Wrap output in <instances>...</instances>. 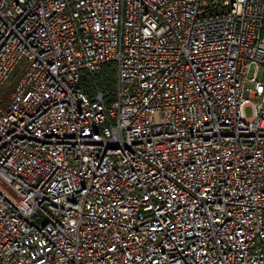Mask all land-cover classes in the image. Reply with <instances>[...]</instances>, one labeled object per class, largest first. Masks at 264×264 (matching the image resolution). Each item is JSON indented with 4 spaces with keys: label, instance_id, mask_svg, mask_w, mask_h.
Listing matches in <instances>:
<instances>
[{
    "label": "built area",
    "instance_id": "1",
    "mask_svg": "<svg viewBox=\"0 0 264 264\" xmlns=\"http://www.w3.org/2000/svg\"><path fill=\"white\" fill-rule=\"evenodd\" d=\"M22 57L0 264H264V0H0Z\"/></svg>",
    "mask_w": 264,
    "mask_h": 264
},
{
    "label": "trees",
    "instance_id": "2",
    "mask_svg": "<svg viewBox=\"0 0 264 264\" xmlns=\"http://www.w3.org/2000/svg\"><path fill=\"white\" fill-rule=\"evenodd\" d=\"M109 67V64L103 65L93 74H84L80 82L82 90L88 96L92 95L94 88L104 93L106 104L113 99V71Z\"/></svg>",
    "mask_w": 264,
    "mask_h": 264
},
{
    "label": "rangeland",
    "instance_id": "3",
    "mask_svg": "<svg viewBox=\"0 0 264 264\" xmlns=\"http://www.w3.org/2000/svg\"><path fill=\"white\" fill-rule=\"evenodd\" d=\"M26 60L24 57L20 58L14 69L9 73L5 81L0 86V108H3L5 106V103L7 102V97L12 89V87L17 83L19 78L21 77L25 67H26ZM246 87H251L250 84H246ZM245 113L247 116L251 115V109L249 106L245 108Z\"/></svg>",
    "mask_w": 264,
    "mask_h": 264
}]
</instances>
